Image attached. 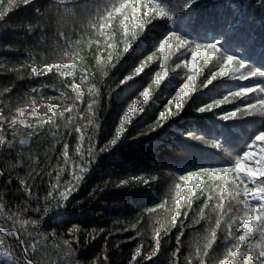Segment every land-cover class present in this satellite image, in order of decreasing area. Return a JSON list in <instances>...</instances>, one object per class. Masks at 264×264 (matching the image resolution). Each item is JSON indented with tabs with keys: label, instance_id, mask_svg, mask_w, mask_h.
<instances>
[{
	"label": "trees",
	"instance_id": "1",
	"mask_svg": "<svg viewBox=\"0 0 264 264\" xmlns=\"http://www.w3.org/2000/svg\"><path fill=\"white\" fill-rule=\"evenodd\" d=\"M117 2L0 0V114L11 120L18 116V108L26 114L35 107L45 121L30 137L28 130L36 125L32 116L25 115L23 123L18 118L11 129L0 126V227L11 229L15 223L21 229L33 264H128L133 251H137L133 264H219L231 258L229 249L239 243L234 236L244 219L243 205L233 176L221 180L219 173L205 174L198 168L234 162L243 150L252 152L248 160L255 163L264 141L245 147L258 130H264V115L221 119L220 112L241 106L242 97H230L211 111L195 109L222 98L228 90L264 84V75L246 80H239L238 74L217 75L204 85L219 61L213 53L205 62L201 51L194 61L192 87L184 89L183 107L177 110L170 101L187 79L182 61L191 59V54L177 48L174 38L165 42L163 53L158 44L167 31L197 42L220 40L221 51L264 73V7L256 0H195L177 11L183 0H175L177 4L159 0L170 15L151 19L144 31L132 21L131 10L127 32L123 18L116 17L101 30L99 15L106 5ZM141 61V73L133 74ZM59 63L75 67L44 69L45 64ZM33 67L39 72L33 73ZM162 69L164 75L157 80ZM84 74L88 79H82ZM124 75L133 79L119 85ZM73 83L80 86L81 99H75L69 87ZM145 88L146 99L141 95ZM49 103L59 109L73 106L72 120L66 119V112L65 118L57 117L58 125L47 123ZM162 111L165 123L149 131ZM117 127L123 129L117 142L100 151L115 137ZM81 135L84 139L78 140ZM90 137L96 156L88 172L81 174L79 186L67 200L48 197L56 176L54 170L51 176L47 173L53 165H63L64 142L69 143L72 159L78 160L77 143L87 149ZM24 138H29L27 145L20 144ZM187 171H196V176L180 181ZM70 179L68 171L62 173L61 183ZM188 179L194 184L191 190ZM222 191L224 200L217 207ZM181 195L179 211L187 215L177 216L173 223L175 200ZM218 213H223L219 224ZM229 224L233 235L228 234ZM73 225L78 227L69 232ZM157 232L162 239L153 255ZM14 236L11 231L0 233V264L7 259L5 250L19 255ZM258 238L257 234L254 240Z\"/></svg>",
	"mask_w": 264,
	"mask_h": 264
},
{
	"label": "snow or ice",
	"instance_id": "2",
	"mask_svg": "<svg viewBox=\"0 0 264 264\" xmlns=\"http://www.w3.org/2000/svg\"><path fill=\"white\" fill-rule=\"evenodd\" d=\"M31 0H23L24 4H30ZM175 2V0H174ZM195 0H183V3L178 5L177 11H183L188 8L190 5L194 4ZM257 4L260 7H264V0H256ZM176 3V2H175ZM177 4V3H176ZM131 10L132 13V21L138 26L139 31L145 30V25L150 24L151 19H156L160 17H169V13L165 10L164 7L161 6L159 0H144L141 3V0H118L117 3L109 6H105L104 12L99 15V28L103 30L105 28L106 22L111 23L113 17L116 19L123 18L121 20L125 26V32L130 27L127 23L128 21V12ZM39 10H37L38 12ZM142 13V17H141ZM118 14V15H117ZM95 27V25H93ZM135 37V32H133V38ZM169 38H174L177 42L176 47L181 48L184 47L191 54V59H186L182 61L185 68L188 70L187 79L184 84H181L180 87L176 90L175 95L172 97L171 102H175L177 110H180L183 105L181 104V94L184 92V89L191 88L192 82L194 80L193 69H194V61L197 57L198 53L203 51V59L205 62L216 53L218 56V63L215 65L217 71L212 72L211 76L207 78L203 82L204 85L211 83L213 78L217 75L220 77H230L236 76L238 74L239 80H246L249 77H256L257 75H264V73L258 72L255 69L246 66L244 62L237 59L235 56L231 54H227L226 52L221 51L219 44L222 43L220 40H211L209 42H197L194 40H189L185 37L181 32L178 31H167L166 34L163 35L162 39H159V50L161 53L164 52L165 42L169 40ZM125 52L128 51L126 47L124 49ZM64 58H67V54H64ZM148 60H151L152 57H147ZM163 63V61H161ZM57 67L58 69H66L68 67H75V65L70 64L66 65L65 63H59L58 65L53 64H45V71L51 70L53 67ZM143 66V61H141V66H137L133 70V74L141 73ZM179 67V65H178ZM33 73H38L39 69L37 67L32 68ZM164 75L163 69L157 74V80ZM82 79H88L87 75H82ZM133 79L132 75H124L122 79L119 80V85L125 84L126 82ZM72 91L75 93V99H81L82 93L80 91V86L73 83L69 85ZM7 91V89H5ZM253 93V95L249 96L247 94ZM142 96L147 98L148 89L145 88ZM237 98L242 97L241 106H236L230 111L222 110L220 112L221 119H229V117L236 116H246L253 114L264 115V84H256L253 83L251 86H242L237 87L235 91L228 90L227 94L222 98L213 99L210 103H205L200 107H197L195 111L197 112H205L211 111L214 108H217L219 105L225 103L229 98ZM136 103V101H134ZM48 114H47V123L52 125H58L57 117L65 118V113L68 112L66 119L68 121L72 120L71 111H74L73 106L69 105L67 108L59 109L55 103H49L47 105ZM18 116H13L11 120L7 119L3 114H0V126L7 125L8 128H14V125L17 123V119L19 118V122L23 123L25 115L32 116L36 118V125L30 127L28 130V136H32L35 131L36 126L44 127L45 121L44 118L40 117L36 111V108L33 107L31 112L23 113L21 109H17ZM88 113L92 112L91 106L87 109ZM132 113V108H128V114ZM169 116L176 115V113L169 112ZM128 117H121V121L126 120ZM89 123H91V119H89ZM165 123V112H161L156 122L150 126L149 131H153L159 127H161ZM67 128V124L65 125ZM77 133L81 132V129L77 127L75 129ZM123 131L121 127L116 128V135L113 139L108 141V143L101 148L100 151H106L108 147L115 144L117 142V138L119 134ZM15 134V133H14ZM83 135L78 137V140H83ZM94 138H89V146L87 149L83 148L80 143H77L75 147V152L79 154V159L74 160L70 156V146L69 143L64 142L63 148L61 150V156L63 157V165L57 163L52 166L51 170H48V175L51 176L53 171H55L56 180L53 182L50 187L53 191L48 192V197H55L59 195L61 199L67 200L70 196V193L75 191L76 187L79 186L81 174L88 172V165L94 160L96 156V152L94 150L95 146L92 143ZM264 141V130H258L255 135L252 137L250 143L246 145L245 148H253L257 142ZM7 143L11 146L12 141L9 140ZM217 147L220 146L218 142H214ZM252 156V152L248 150H243L242 154L236 155L234 157V162H228L222 166H208V167H200L198 171L205 174H217L219 173V179L223 180L226 176H233L238 183L239 191L237 192V196L241 197L242 205H243V216L244 219L241 223H239V232L236 233L234 238H238L239 243L234 246V250L229 249L228 256L231 258H224L219 261V264H236V261L242 259L243 264H264V149H261V154L255 158V163H250L248 158ZM59 161V157H58ZM70 165V170L68 166ZM68 171L70 180H66L61 183L62 173ZM196 176V171H187L185 175L179 176L180 181H185L186 178H194ZM155 179V178H153ZM121 183H124L121 181ZM20 184L24 185L25 181L23 179L20 180ZM188 184L190 190L194 188V184L192 179H188ZM177 188L180 187L179 184L176 185ZM28 196H32L31 192H28ZM221 204L217 207H221L224 200L223 191L220 193L218 197ZM184 200V197L181 195L179 199L175 200L176 211L172 215V222H176L177 216L187 215V213H181L179 211L181 207V201ZM59 204V201H57ZM189 206H191V201L187 202ZM208 203V200H205V204ZM159 207V205H157ZM223 218V213H218L217 223H220V220ZM21 224L27 225L29 221H21ZM33 226L37 225V221H31ZM78 226L73 225L70 228L69 232H74ZM135 227V225H133ZM11 231L15 234L14 243L19 251V255L16 254L15 251L5 250L4 255L6 256V260L3 261V264H33L32 259H29L27 256V245L28 240L24 238V233L21 231L19 227L13 223L11 229H6L4 227H0V233ZM229 235H233L231 231V224H229ZM258 234V239L254 240V237ZM167 235V233H164ZM161 233L157 232L155 235V249L153 250V255L155 251L159 249L161 244ZM180 236H177V241L179 242ZM254 241V242H253ZM64 243L67 245L69 243L68 240H65ZM243 246V250H242ZM206 250V249H205ZM137 258V251L132 252V259L129 260L128 264H133ZM93 264H99L98 261H94Z\"/></svg>",
	"mask_w": 264,
	"mask_h": 264
},
{
	"label": "water",
	"instance_id": "3",
	"mask_svg": "<svg viewBox=\"0 0 264 264\" xmlns=\"http://www.w3.org/2000/svg\"><path fill=\"white\" fill-rule=\"evenodd\" d=\"M28 141H29V138L20 139V144L21 145H27Z\"/></svg>",
	"mask_w": 264,
	"mask_h": 264
}]
</instances>
